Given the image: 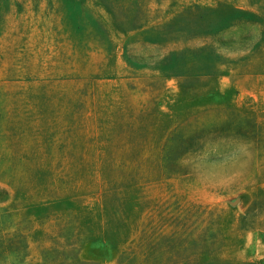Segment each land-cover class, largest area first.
Returning <instances> with one entry per match:
<instances>
[{
	"label": "rangeland",
	"instance_id": "1",
	"mask_svg": "<svg viewBox=\"0 0 264 264\" xmlns=\"http://www.w3.org/2000/svg\"><path fill=\"white\" fill-rule=\"evenodd\" d=\"M0 264H264V0H0Z\"/></svg>",
	"mask_w": 264,
	"mask_h": 264
}]
</instances>
